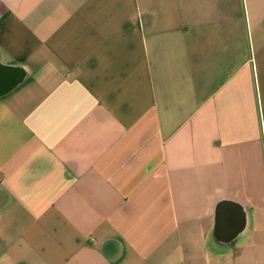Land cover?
Masks as SVG:
<instances>
[{"label":"crops","instance_id":"1","mask_svg":"<svg viewBox=\"0 0 264 264\" xmlns=\"http://www.w3.org/2000/svg\"><path fill=\"white\" fill-rule=\"evenodd\" d=\"M0 264H264V0H0Z\"/></svg>","mask_w":264,"mask_h":264}]
</instances>
